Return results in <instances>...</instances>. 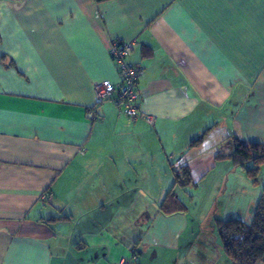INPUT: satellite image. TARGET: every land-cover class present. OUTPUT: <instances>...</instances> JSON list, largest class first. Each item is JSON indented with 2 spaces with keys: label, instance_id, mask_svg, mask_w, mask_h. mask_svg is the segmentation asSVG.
Returning a JSON list of instances; mask_svg holds the SVG:
<instances>
[{
  "label": "crops",
  "instance_id": "crops-1",
  "mask_svg": "<svg viewBox=\"0 0 264 264\" xmlns=\"http://www.w3.org/2000/svg\"><path fill=\"white\" fill-rule=\"evenodd\" d=\"M114 40L152 125L110 103L91 120ZM234 139L264 144V0H0V264L195 259L159 204L183 167L188 188L236 180Z\"/></svg>",
  "mask_w": 264,
  "mask_h": 264
},
{
  "label": "rangeland",
  "instance_id": "rangeland-1",
  "mask_svg": "<svg viewBox=\"0 0 264 264\" xmlns=\"http://www.w3.org/2000/svg\"><path fill=\"white\" fill-rule=\"evenodd\" d=\"M236 165L239 166L237 175L235 176L237 179L235 180L229 174L228 181L230 180V182H225L219 188L220 193H218L219 190L215 187L214 182L206 185V181L199 185L198 188H186V192H183V195L176 188V191L181 195V199L187 208L185 213H183L186 226L182 232L181 244L184 246L188 245L191 248H197V250L192 252L195 259H186L188 261H185L186 252H184L179 264H202L203 261L200 259V256L205 253L209 255V258L213 259L212 263L214 264H219L220 261L222 263L224 262V264H231L222 252L217 231V221L229 218L242 220L250 218L249 216L254 207H249L252 203L258 201L263 193L264 187V161L258 164V170L252 177H248L245 171L256 167L252 161L244 163V167L238 163ZM239 180L241 183H247L246 191L243 194L237 192L239 188L237 181ZM253 180H256L255 184L252 183ZM199 246L207 250L202 251ZM166 259L167 257L161 264H168ZM160 261L161 258L158 256L153 261V264ZM258 264H264V262Z\"/></svg>",
  "mask_w": 264,
  "mask_h": 264
},
{
  "label": "trees",
  "instance_id": "trees-1",
  "mask_svg": "<svg viewBox=\"0 0 264 264\" xmlns=\"http://www.w3.org/2000/svg\"><path fill=\"white\" fill-rule=\"evenodd\" d=\"M96 3L111 0H94ZM98 119L97 113H94ZM201 138L195 140L198 143ZM227 159L230 162L240 164L252 161L256 167L245 170L248 177H252L258 170V164L264 161V144L239 141L234 139L232 150L229 153L218 154L217 159ZM253 184L256 180L252 181ZM178 186L182 191L196 183L190 179L187 167L175 172L173 186L166 192L164 199L159 204L160 210L167 214L185 213L186 204L181 201L174 192ZM245 220L229 218L218 220V237L221 243L223 255L231 264H258L264 262V187L261 197L256 202L254 209ZM66 218L51 219V221ZM249 219V221H247ZM249 222V223H247Z\"/></svg>",
  "mask_w": 264,
  "mask_h": 264
},
{
  "label": "built area",
  "instance_id": "built-area-1",
  "mask_svg": "<svg viewBox=\"0 0 264 264\" xmlns=\"http://www.w3.org/2000/svg\"><path fill=\"white\" fill-rule=\"evenodd\" d=\"M133 48L132 41L111 42L109 48L110 58L115 65L119 76L118 84L108 81L96 83L93 87L95 107L91 120H95L96 110L106 104H112L117 110L130 120L142 118L149 125L153 124L154 118L150 114H144L140 109V97L137 91V83L141 67L127 61Z\"/></svg>",
  "mask_w": 264,
  "mask_h": 264
}]
</instances>
